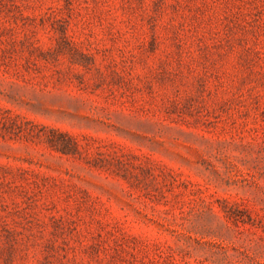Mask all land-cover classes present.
<instances>
[{
  "label": "rangeland",
  "instance_id": "obj_1",
  "mask_svg": "<svg viewBox=\"0 0 264 264\" xmlns=\"http://www.w3.org/2000/svg\"><path fill=\"white\" fill-rule=\"evenodd\" d=\"M0 264H264V0H0Z\"/></svg>",
  "mask_w": 264,
  "mask_h": 264
},
{
  "label": "trees",
  "instance_id": "obj_2",
  "mask_svg": "<svg viewBox=\"0 0 264 264\" xmlns=\"http://www.w3.org/2000/svg\"><path fill=\"white\" fill-rule=\"evenodd\" d=\"M60 135L62 137L67 136V134H65L63 132H60ZM50 142L54 146H56L59 150L65 152V153H70V152H72V150H75V148L77 147V143L70 136H68V138H63L58 142L55 141L53 138H50Z\"/></svg>",
  "mask_w": 264,
  "mask_h": 264
}]
</instances>
